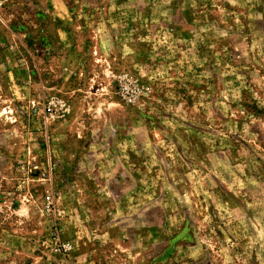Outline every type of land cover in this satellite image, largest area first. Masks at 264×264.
Returning a JSON list of instances; mask_svg holds the SVG:
<instances>
[{"label":"rangeland","instance_id":"374dc122","mask_svg":"<svg viewBox=\"0 0 264 264\" xmlns=\"http://www.w3.org/2000/svg\"><path fill=\"white\" fill-rule=\"evenodd\" d=\"M0 264H264V0H0Z\"/></svg>","mask_w":264,"mask_h":264},{"label":"built area","instance_id":"2783aa9c","mask_svg":"<svg viewBox=\"0 0 264 264\" xmlns=\"http://www.w3.org/2000/svg\"><path fill=\"white\" fill-rule=\"evenodd\" d=\"M123 91L125 92L124 97L128 96L130 93V88L128 85H123ZM61 109L66 110V104L63 103L62 101L60 102Z\"/></svg>","mask_w":264,"mask_h":264},{"label":"crops","instance_id":"0c3cea01","mask_svg":"<svg viewBox=\"0 0 264 264\" xmlns=\"http://www.w3.org/2000/svg\"><path fill=\"white\" fill-rule=\"evenodd\" d=\"M65 31V30H64ZM61 41L59 42L60 44H67L68 46H69V44H70V41H71V39L70 38H65L64 39V37H62L61 39H60ZM69 43V44H68Z\"/></svg>","mask_w":264,"mask_h":264}]
</instances>
